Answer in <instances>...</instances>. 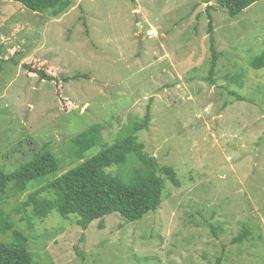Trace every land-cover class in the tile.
Here are the masks:
<instances>
[{
  "label": "rangeland",
  "instance_id": "obj_1",
  "mask_svg": "<svg viewBox=\"0 0 264 264\" xmlns=\"http://www.w3.org/2000/svg\"><path fill=\"white\" fill-rule=\"evenodd\" d=\"M207 1L71 0L51 18L0 0L1 168L49 150L62 174L75 165L72 137L98 123L112 143L149 105L138 140L179 181H165L161 204L141 220L111 214L102 229L96 220L86 230L75 215L28 202L41 183L16 196L7 189L0 209L26 235L37 264H264V68L248 64L264 50V0L234 16L210 1L211 34ZM238 72L241 87L226 79ZM137 166L127 157L107 171L127 176ZM243 227L251 235L232 243Z\"/></svg>",
  "mask_w": 264,
  "mask_h": 264
},
{
  "label": "trees",
  "instance_id": "obj_2",
  "mask_svg": "<svg viewBox=\"0 0 264 264\" xmlns=\"http://www.w3.org/2000/svg\"><path fill=\"white\" fill-rule=\"evenodd\" d=\"M18 3L30 12L47 14L51 18H58L71 6V0H6ZM208 0L205 12L208 20V31L212 32V20L209 11L212 9ZM220 8L230 9L231 16L248 8L257 0H216ZM134 3V0H131ZM234 10L236 12H234ZM211 62L209 81L213 83L216 68L217 53L213 50L211 40ZM253 70L264 68V50L249 60ZM30 70L41 81L55 82L57 78L42 69H34L22 65ZM83 75L77 74L64 82L77 80ZM243 73L238 72L227 78L231 83L241 87ZM231 96L240 100V96L230 92ZM150 106L141 120L127 125L122 136H118L112 143L104 141L102 124H93L70 139L71 163L75 165L59 174L61 162L49 150L31 156L23 164L10 171H4L0 166V201L6 196L7 189L12 195L24 193L31 183L42 185L28 194V202L35 204L37 210L56 208L61 216H76V225L86 230L93 222L99 221V228H103L101 220L111 214H118L125 223L139 221L149 212H154L162 202L165 181L174 187H179V181L173 168L162 166L157 159L149 155L144 144L138 140L137 134L148 129L150 124ZM98 148V152L90 158L85 154L91 149ZM127 157H133L138 166L130 174L110 173L107 170L113 166L123 165ZM74 164V163H73ZM59 174V175H58ZM52 179H47L49 177ZM16 212H20L19 209ZM215 234V229L209 225ZM10 233V240L4 242L2 236ZM251 232L243 227L232 243H241ZM81 256V255H80ZM217 258L214 264H220ZM0 264H37L34 255L29 251L28 238L14 228L9 215L0 209Z\"/></svg>",
  "mask_w": 264,
  "mask_h": 264
},
{
  "label": "water",
  "instance_id": "obj_3",
  "mask_svg": "<svg viewBox=\"0 0 264 264\" xmlns=\"http://www.w3.org/2000/svg\"><path fill=\"white\" fill-rule=\"evenodd\" d=\"M137 26H139V25H137ZM138 31H139V37H142V34H141V30H140V28L138 29Z\"/></svg>",
  "mask_w": 264,
  "mask_h": 264
},
{
  "label": "built area",
  "instance_id": "obj_4",
  "mask_svg": "<svg viewBox=\"0 0 264 264\" xmlns=\"http://www.w3.org/2000/svg\"><path fill=\"white\" fill-rule=\"evenodd\" d=\"M146 34H147V36H151V35H150V34H151V32H147Z\"/></svg>",
  "mask_w": 264,
  "mask_h": 264
},
{
  "label": "crops",
  "instance_id": "obj_5",
  "mask_svg": "<svg viewBox=\"0 0 264 264\" xmlns=\"http://www.w3.org/2000/svg\"><path fill=\"white\" fill-rule=\"evenodd\" d=\"M139 27V26H138ZM139 32V31H138ZM147 32H150V31H147Z\"/></svg>",
  "mask_w": 264,
  "mask_h": 264
}]
</instances>
